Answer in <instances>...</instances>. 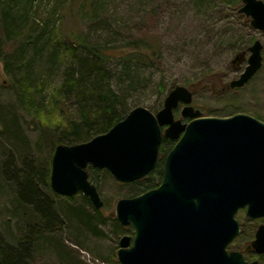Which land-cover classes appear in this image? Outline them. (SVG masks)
Here are the masks:
<instances>
[{"label":"rangeland","instance_id":"1","mask_svg":"<svg viewBox=\"0 0 264 264\" xmlns=\"http://www.w3.org/2000/svg\"><path fill=\"white\" fill-rule=\"evenodd\" d=\"M242 4V0H22L15 6L14 15L16 30H22L24 36L9 38L0 19V54H15L17 60L21 51L23 63H30L29 69L24 67L32 83L24 96L19 95L17 69L11 67L7 72L0 57V120L6 121L0 131V164L13 159L15 167L24 172L35 168L49 181L44 185L34 177L42 193H56L50 185L56 140L59 131L69 126L67 112L73 119L78 114L66 102L70 105L68 111L60 112L64 126L57 130L61 120L56 89L63 81L66 62L62 57L53 60L51 55L56 44L71 42V37L81 32L99 38L118 31L116 37L121 42L142 38L153 44V66L143 71L149 81L129 99L133 108L142 105L157 112L171 86L184 85L192 86L193 105L202 116L248 113L264 122V33L239 11ZM26 13L29 17L24 24L21 21ZM43 28L47 29L45 34L36 39ZM28 33L32 36L29 41L25 35ZM256 40L263 44L261 68L244 86L224 89L244 71L250 55L248 48ZM243 52L244 60L233 63L236 54ZM182 107L180 104L175 109L176 118L181 117ZM25 162L29 166H24ZM90 167L87 170L93 178ZM94 169L97 171L91 181L104 201L102 213L107 218L106 223L99 225L102 233L95 234L77 222H64L49 241L44 239L40 243L34 253L37 264H120L117 259L120 239L127 234L133 241L135 228L123 226L119 221L126 229L116 227L114 212L117 201L128 197L131 187L119 183L106 169ZM13 187V182L2 179L0 173V241L13 242L22 234V219L14 212L17 203ZM75 195L78 197L75 203H81L79 195L84 194ZM54 200L58 205L60 199ZM236 218L242 232L227 249L242 251L248 261L259 260L264 264L261 258L264 254L242 250L254 239L264 219L248 218L246 208L240 209Z\"/></svg>","mask_w":264,"mask_h":264},{"label":"water","instance_id":"2","mask_svg":"<svg viewBox=\"0 0 264 264\" xmlns=\"http://www.w3.org/2000/svg\"><path fill=\"white\" fill-rule=\"evenodd\" d=\"M242 3L239 11L264 33V0ZM262 49L260 40L249 46L248 64L229 88L244 86L256 74ZM244 53L232 62L243 61ZM191 87L174 86L157 112L138 105L105 133L81 143H59L51 161V188L64 196L82 192L94 208L103 209L89 166L108 170L119 183H132L156 167L163 137L175 140L161 184L117 201L114 215L120 224L135 228L133 241L127 234L121 237L118 262L263 264L227 247L241 231L240 209L246 208L250 219L264 217V122L248 113L202 116ZM250 247L264 253V224Z\"/></svg>","mask_w":264,"mask_h":264},{"label":"trees","instance_id":"3","mask_svg":"<svg viewBox=\"0 0 264 264\" xmlns=\"http://www.w3.org/2000/svg\"><path fill=\"white\" fill-rule=\"evenodd\" d=\"M21 2L22 0H0V19L9 38L12 35L24 36L22 30H16L15 27L17 24L14 10ZM27 17L28 13L22 17L21 23L25 24ZM46 30L43 28L35 38H42ZM118 33L120 32L94 38L91 34L81 32L73 35L71 42L55 45L51 55L53 60L62 57V61L66 62L62 71L63 81L56 89L58 93L55 101L59 111L57 115L61 120L57 130L64 126L60 112L68 111L70 105H66V102L71 103L78 114L73 119L67 112L69 126L68 128L64 126L63 132L59 131L56 144L81 143L109 131L130 112L133 107L129 104V99L140 86L149 81V77L144 75L143 71L153 66L155 54L153 44L142 38L121 42L116 37ZM25 35L27 41L32 37L31 33ZM0 57L4 60L7 72L12 70L11 67L17 69L15 73L19 76L18 94L24 96L29 84L32 83L27 71L30 63H23L21 51L17 53V60L15 54L9 56L0 54ZM0 123L2 131L6 121L4 123L0 120ZM175 143L173 140L163 138L160 146L162 156L156 167L146 177L125 184L131 187L128 197L140 195L161 184L166 155ZM15 166L16 162L13 159L6 161L1 165L0 173L2 179L13 182L15 186L13 190L17 206L14 212L16 217L22 219L23 228L21 227L22 234L13 242L0 241V264H37L34 253L39 250L40 243L44 239L49 241L56 229L65 225L64 222H77L95 234L102 233L99 225L106 223L107 218L103 215L102 209H96L91 205L87 196L79 195L81 203L76 204L78 198L76 195L64 198L57 193L52 195L42 193L34 177H38L42 184H48L49 181L46 180L48 178L44 173L37 172L35 168L24 172ZM24 166L29 164L25 162ZM90 168L93 173V178H90L94 181L97 170ZM54 197L60 199L57 201L58 205ZM114 225L123 228L117 219H114ZM245 248L247 249V245ZM245 258L248 259L247 256ZM261 258L263 259L264 255Z\"/></svg>","mask_w":264,"mask_h":264},{"label":"flooded vegetation","instance_id":"4","mask_svg":"<svg viewBox=\"0 0 264 264\" xmlns=\"http://www.w3.org/2000/svg\"><path fill=\"white\" fill-rule=\"evenodd\" d=\"M224 89H231V88H229V84H226L225 87H224ZM234 89H235V88H234ZM234 89H232V90H234ZM189 121H190V119H188V118L183 119V122H189ZM163 138H164V137H163ZM170 140H171V139H170ZM173 141L176 142L175 140H173ZM161 156H162V154H161V152H160V157H161ZM243 209H244V208H243ZM258 219H264V217H261V218H258ZM252 220H257V219H252ZM263 224H264V223H263ZM260 225H261V224H260ZM260 225H259V226H260ZM259 226H258V227H259ZM257 229H258V228H257ZM257 229H256V231H257ZM256 231H255V234H254V238H255V235H256ZM241 232H242V226H241V231H240V233H241ZM240 233H239V234H240ZM238 236H239V235H238ZM238 236H237V237H238ZM237 237H236V238H237ZM234 240H235V239H234ZM234 240H233V241H234ZM233 241H232V242H233ZM252 241H253V240H252ZM252 241H251V242H252ZM250 245H251V243L247 245V250H248V251H254L253 248L250 247ZM242 250L244 251V250H246V248H244V249H242ZM241 252H242V251H241ZM254 252H255V251H254ZM242 253L245 254L244 252H242ZM255 253H256V252H255ZM263 254H264V253H263ZM244 256H245V255H244ZM245 259H246V258H245Z\"/></svg>","mask_w":264,"mask_h":264}]
</instances>
